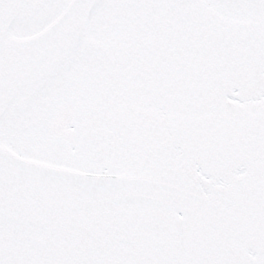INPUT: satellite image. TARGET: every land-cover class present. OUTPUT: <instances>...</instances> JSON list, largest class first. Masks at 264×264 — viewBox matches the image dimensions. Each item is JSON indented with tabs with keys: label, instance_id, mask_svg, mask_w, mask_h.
<instances>
[{
	"label": "snow or ice",
	"instance_id": "6c2138e0",
	"mask_svg": "<svg viewBox=\"0 0 264 264\" xmlns=\"http://www.w3.org/2000/svg\"><path fill=\"white\" fill-rule=\"evenodd\" d=\"M0 264H264V0H0Z\"/></svg>",
	"mask_w": 264,
	"mask_h": 264
}]
</instances>
